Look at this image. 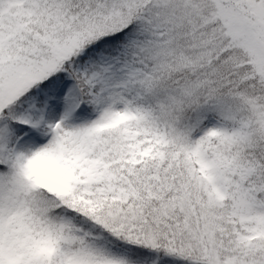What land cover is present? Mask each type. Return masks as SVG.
Segmentation results:
<instances>
[{"label": "snow or ice", "instance_id": "snow-or-ice-1", "mask_svg": "<svg viewBox=\"0 0 264 264\" xmlns=\"http://www.w3.org/2000/svg\"><path fill=\"white\" fill-rule=\"evenodd\" d=\"M0 264H264V0H0Z\"/></svg>", "mask_w": 264, "mask_h": 264}]
</instances>
